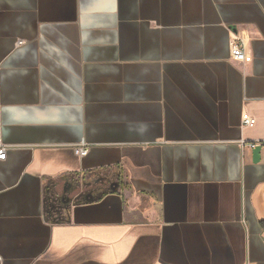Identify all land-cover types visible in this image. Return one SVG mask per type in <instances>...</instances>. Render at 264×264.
Returning <instances> with one entry per match:
<instances>
[{
    "label": "crops",
    "instance_id": "1",
    "mask_svg": "<svg viewBox=\"0 0 264 264\" xmlns=\"http://www.w3.org/2000/svg\"><path fill=\"white\" fill-rule=\"evenodd\" d=\"M258 141L264 0H0V264H264Z\"/></svg>",
    "mask_w": 264,
    "mask_h": 264
},
{
    "label": "built area",
    "instance_id": "2",
    "mask_svg": "<svg viewBox=\"0 0 264 264\" xmlns=\"http://www.w3.org/2000/svg\"><path fill=\"white\" fill-rule=\"evenodd\" d=\"M230 58L232 61L243 64L247 61L245 54V43L242 37H239L237 33L230 32ZM242 127H252L255 124L253 118L244 116L242 118ZM264 143L262 141L249 143L248 146L253 149L255 146ZM74 151L79 156H85L87 154V149L84 147H75ZM5 149L0 148V159H5Z\"/></svg>",
    "mask_w": 264,
    "mask_h": 264
},
{
    "label": "water",
    "instance_id": "3",
    "mask_svg": "<svg viewBox=\"0 0 264 264\" xmlns=\"http://www.w3.org/2000/svg\"><path fill=\"white\" fill-rule=\"evenodd\" d=\"M263 147H264V143H261V145L255 146L252 149V159H253L254 164H257L260 162V158H261L260 154H261V149Z\"/></svg>",
    "mask_w": 264,
    "mask_h": 264
}]
</instances>
